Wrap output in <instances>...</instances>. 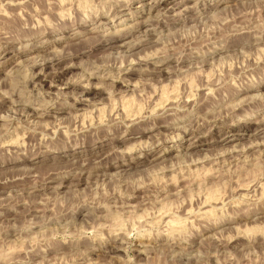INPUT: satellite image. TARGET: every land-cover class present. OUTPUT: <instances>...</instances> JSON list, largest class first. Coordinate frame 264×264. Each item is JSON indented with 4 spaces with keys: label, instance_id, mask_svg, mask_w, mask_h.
<instances>
[{
    "label": "rangeland",
    "instance_id": "obj_1",
    "mask_svg": "<svg viewBox=\"0 0 264 264\" xmlns=\"http://www.w3.org/2000/svg\"><path fill=\"white\" fill-rule=\"evenodd\" d=\"M263 39L264 0H0V264H264Z\"/></svg>",
    "mask_w": 264,
    "mask_h": 264
},
{
    "label": "bare ground",
    "instance_id": "obj_2",
    "mask_svg": "<svg viewBox=\"0 0 264 264\" xmlns=\"http://www.w3.org/2000/svg\"><path fill=\"white\" fill-rule=\"evenodd\" d=\"M123 3H124V2H123ZM124 4H125V3H124ZM242 14H244V13H242ZM249 28H250V26H249ZM244 29H245V28H244ZM131 30H132V29H131ZM253 30H254V29H253ZM262 30H263V29H262ZM125 31H126V30H125ZM129 31H130V30H129ZM129 31H128V32H129ZM133 31H134V30H133ZM247 32H248V31H247ZM239 33H240V32H239ZM252 33H253V32H252ZM115 34H116V33H115ZM119 34H120V33H119ZM119 34H118V35H119ZM124 34H125V33H124ZM111 35L113 36V34H111ZM121 35H122V34H121ZM105 36H106V35H105ZM126 36H127V35H126ZM255 36H256V33L252 34V35H251V38H252V37H255ZM121 38H122V37H121ZM249 38H250V37H249ZM101 39H102V38H101ZM101 39H99L98 44H99V43H103V42L111 43L114 39H116V37H111V36H110L108 39H104V38H103L104 40H103V39L101 40ZM229 39H230V38H228V40L226 41V45H225V47L232 46V45H234L235 43L239 42V41H237V40H236V41H231V40H229ZM260 39H261V37H260ZM242 40H243V39H242ZM263 40H264V39H263ZM259 41H260V40H259ZM137 42L139 43V41H137ZM142 43H143V42H142ZM103 44H104V43H103ZM103 44H102V45H103ZM139 44H140V43H139ZM113 46H114V45H111L110 47H113ZM225 47H223V48H225ZM108 48H109V47H108ZM260 59H262V58H260ZM163 60H164V59H163ZM48 61H49V60H48ZM143 61H144V60H143ZM143 61H142V62H143ZM137 62H141V61L138 60ZM137 62H136V63H137ZM149 62H150V61H149ZM262 62H263V61H262ZM37 63H38V62H37ZM145 63H146V62H145ZM44 64H45V63H44ZM143 64H144V63H143ZM141 65H142V63H141ZM139 66H140V64H139ZM142 66H143V65H142ZM43 67H45V65H44ZM257 67H258V66H257ZM153 69H154V68H153ZM41 70H42V69H41ZM122 70H123V69H122ZM137 70H139V69H137L135 66H133V68L131 69L130 72H135V71H137ZM141 70H142V69H141ZM144 70H145V69H144ZM146 70H147V69H146ZM156 70H157V69H156ZM156 70H154V71H156ZM242 70H243V69H242ZM254 70H255V69H254ZM147 71H148V70H147ZM149 71H150V69H149ZM152 71H153V70H152ZM254 72H255V71H254ZM143 73H144V72H143ZM126 74H128V73H126ZM126 74H125V75H126ZM34 77H35V76H34ZM115 77H117V76H115ZM123 77H124V76H123ZM123 77L120 78V80L125 81V78H127V77H124V78H123ZM247 78H248V77H247ZM30 79H34V78L32 77V78H30ZM116 79H117V78H116ZM243 79H244V78H243ZM263 79H264V78H263ZM263 79H262L260 82H254V83L248 84L247 87H248V88H251V87L254 88V87H258V86H261V87H262V86L264 85V81H263ZM117 80H118V79H117ZM239 80H240V79H239ZM30 81H32V80H30ZM89 81H90V80H89ZM233 81H234V80H233ZM258 81H259V80H258ZM88 83H89V82H88ZM247 83H249V82H247ZM247 83H246V84H247ZM90 86H93V85H90ZM90 86H89V87H90ZM233 86H234V85H233ZM235 86H236V85H235ZM244 86H245V85H244ZM242 87H243V86H242ZM86 88H87V87H86ZM210 88L212 89V87H210ZM210 88H209V89H210ZM240 88H241V87H240ZM89 89H90V88H89ZM195 89H196V88H195ZM197 89H198V88H197ZM84 91H85V90H84ZM191 91H192V90H191ZM197 91H198V90H197ZM238 91L240 92V90H238ZM241 91H242V89H241ZM236 92H237V91H236ZM169 93H170V92H169ZM233 93H234V92H233ZM166 95H167V94H166ZM211 95H212V94H211ZM159 96H160V95H159ZM191 96H193V93H192V95L190 94V96H188V95L186 96V95H185L183 98H182V97H181V98H180V97H179V98H178V97H175V98H176V101H175V102H177V100L179 101V103L177 104L178 106L175 105L176 107H175V106H173V107H168V109H166V110L168 111L169 108H176V109H177V108H179V107H183V106H188V105H189V108L187 109V112H185V113H188V111H189V109H190L191 107L196 106V104H195V99L189 101V98H190ZM230 96H231V94H230ZM164 97H166V96H161V97H160L161 100L158 101V103L156 104V107H157L158 105L160 106V108L157 110L156 113H154V111H155V110H154V109H155V106L153 107L154 109L152 108L153 111H150L151 109L148 110V113H149V114L152 113V115H156V116H157V117L154 118V120L164 118L165 116L162 117V116H160V114H161L162 112H165V111H166L165 108H166L167 106H169L170 104H173V103L175 104V102H174V98H171L170 96H169V97L167 96L166 98H164ZM227 97H228V96H227ZM230 98H231V97H230ZM162 99H163V100H162ZM168 101H169V103H168ZM166 102H167L168 104H165ZM126 104H127V103H126ZM181 104H182V106H180ZM197 104H199L198 101H197ZM123 106H125V108H129L127 105H123ZM130 106H131V105H130ZM170 106H171V105H170ZM239 107H240V106H239ZM131 108H132V107H131ZM131 108H130V110H129V109H126V112H127V113H126L125 116H128V117H129L128 120H129L130 122H132L133 124H135V121H136L138 118H140V116H144V115H143L144 113L141 114L142 110H141V111L139 110V111H137V112H134V113L130 114L129 111H131ZM236 108H237V107H236ZM236 108H235V109H236ZM241 108H242V107H241ZM113 109H114V108H113ZM113 109H112V110H113ZM232 109H233V108H232ZM124 110H125V109H124ZM133 110H134V109H133ZM164 110H165V111H164ZM238 110H239V108H238ZM243 110H244V109H243ZM160 111H161V112H160ZM167 111H166V112H167ZM114 112H115V113H114L113 115H116V111H114ZM236 112L238 113L237 109L235 110L234 114H235ZM239 112H240V111H239ZM241 112H242V111H241ZM241 112H240V113H241ZM249 112H250V111H249ZM103 113H104V112H103ZM128 113H129V114H128ZM177 113H178V112H177ZM240 113H238V114H240ZM32 114H33V113H32ZM34 114L37 115L38 112H35ZM179 114H180V113H179ZM108 115H109V114H108ZM113 115H112V116H113ZM118 115H120V117H118ZM170 115H171V116H172V115H176V112H175V113L168 114V115H166V116H170ZM177 115H178V114H177ZM134 116H135V118H132V117H134ZM145 116H146V115H145ZM185 116H186V115H185ZM238 116H239V115H238ZM103 117H104V116H103ZM175 117H176V116H175ZM179 117H180V116H179ZM181 117L183 118V116H181ZM110 118H111V117H110ZM114 118H116V119H117V118H122L121 113L118 112V110H117V117L114 116ZM114 118H113L112 120H114ZM144 118H145V117H144ZM173 118H174V117H173ZM106 119H107V118H106ZM106 119H105V121H106ZM108 119H109V118H108ZM147 119H148V118H147ZM125 120H126V119H125ZM143 120H145V119H141V118H140V121H141V122H143ZM154 120H152V121H154ZM102 121H104V120H102ZM102 121H101V122H102ZM108 121H111V119H109ZM133 121H134V122H133ZM140 121H138V123H139ZM112 122H113V121H112ZM120 122H123V121L120 120ZM239 122H240V121H239ZM107 123H108V122H107ZM248 123H249V122H248ZM256 123H257V122H256ZM258 123H259V122H258ZM260 123H261V122H260ZM108 124L111 125L110 123H108ZM113 124H114V123H113ZM133 124H132V125H133ZM154 124H156V123H154ZM154 124H152V126H149L148 129H153L152 127H153ZM157 124H158V123H157ZM262 124H263V126H264V122H263ZM116 125H117V124H116ZM121 125H122V124H121ZM123 125H124V124H123ZM150 125H151V124H150ZM168 125H169V124H168ZM85 126H86V125H85ZM90 126H91V125H90ZM124 126H129V125H124ZM137 126H138V125H135L134 128H136ZM147 126H148V123H147ZM159 126H160V125H159ZM83 127H84V126H83ZM94 127H95V126H94ZM102 127H103V126H102ZM116 127H117V126H116ZM120 127H121V126H120ZM120 127H119V128H120ZM138 127H140V126H138ZM155 127H156V126H155ZM227 127H228V126H227ZM95 128H96V127H95ZM106 128H108V127H106ZM134 128H132V130H131V132L129 133V135H132V134L135 133L134 130H133ZM166 128H167V127H166ZM168 128H169V127H168ZM261 128H262V127H261ZM83 129H84V128H83ZM96 129H97L98 131L101 130V129H98V128H96ZM109 129H110V128H109ZM116 129H117V128H116ZM136 129H137V128H136ZM186 129H187V128H186ZM263 129H264V128H263ZM54 130H55V129H54ZM103 130H107V129H103ZM103 130H101V131H103ZM111 130H112V129H111ZM125 130L128 131L129 128H128V129H125ZM142 130H143V129H142ZM181 130H182V129H181ZM230 130H232V129H230ZM230 130L227 131V132H225V134H228V137H225V138H224V140H223V141L225 142L224 145H226L227 143L232 142V141H234V140H236V139H238V138L241 137V136L239 135V134H242L241 132L234 133V134H233V133L230 134ZM237 130H238V129H237ZM135 131H136V130H135ZM186 131H187V130H186ZM188 131H190V129H188ZM220 131H221V130H220ZM220 131H219V133H220ZM240 131H241V130H240ZM95 132H96V130H95ZM231 132H232V131H231ZM93 133H94V132H93ZM101 133H102V132H101ZM188 133H189V132H188ZM99 134H100V133H99ZM106 134H107V133H106ZM169 134H170V133H169ZM85 135H86V134H85ZM95 135H96V133H95ZM129 135H128V136H129ZM141 135H142V134H141ZM33 136H34V135H33ZM83 136H84V135H83ZM135 136H136V135H135ZM175 136L177 137L178 134L175 133ZM239 136H240V137H239ZM96 137H97V135H96ZM130 137H131V136H129L128 138L125 137V138H126L125 141L131 140ZM32 139H33V138H32ZM73 139H74V138H73ZM106 139H107V138H106ZM108 139H109V138H108ZM75 140H76V139H75ZM82 140H83V139H82ZM101 140H102V139H101ZM104 140H105V139H104ZM110 140H111V139H110ZM174 140H175V139H174V136H173L172 139H171V138H166L165 142H168V141H174ZM17 141H18V140H17ZM97 141H98V140H97ZM72 142H74V141H73V140H72V141H71V140L69 141V143H72ZM77 142H78V141L76 140V143H77ZM159 142H160V141H159ZM161 142H163V140H162ZM67 143H68V142H67ZM79 143H81V142H79ZM84 143H85V141H84ZM94 143H96V142H94ZM17 144H18V143H17ZM162 144H163V143H162ZM95 145H96V144H95ZM106 145H108V144H107V143H104V144H102V145L100 144V146H96L95 150L100 149L101 147L106 146ZM11 146H12V145H11ZM91 146H92V145H91ZM231 146H232V145H231ZM231 146H230V147H231ZM15 147H17V145H16V146L14 145V148H15ZM67 147L70 148V144H69ZM80 147H82V146H80ZM17 148H18V147H17ZM22 148H23V147H22ZM76 148H79V147H76ZM128 148H129V147H128ZM130 148H131V147H130ZM232 148H233V146H232ZM18 149H19V148H18ZM21 150H22V149H21ZM85 150H86V149H85ZM85 150L77 151L76 154L83 153V152H85ZM88 150H89V149H88ZM92 150H94V149H92ZM130 150H131V149H130ZM133 150H134V149H133ZM126 151H129V150H126ZM126 151H125V152H126ZM27 152H28V151H27ZM128 153H130V151H129ZM102 155H103V154H102ZM119 155H120V154H119ZM125 155H126V154H125ZM164 155H165V153H164ZM164 155H163V156H164ZM234 155H237V154H234ZM120 156H121V155H120ZM246 156H247V155H246ZM246 156H245V157H246ZM96 157H97V156H96ZM124 157H125V156H124ZM126 157H127V156H126ZM154 157H155V156H154ZM36 158H37V157H36ZM114 158H115V157H114ZM116 158H117V157H116ZM116 158H115V159H116ZM87 160H88V159H87ZM122 160H123V158H122ZM125 161H126V160H125ZM183 161H184V160H183ZM114 162H115V161H114ZM118 162H119V166H123V165H121V161H118ZM129 162H130V161H129ZM107 163H108V162H107ZM116 163H117V162H116ZM113 164H114V163H113ZM125 164H126V163H125ZM134 164H135V163H132V164H131V163H128L127 166H132V165H134ZM111 167H115V166H114V165H111ZM107 168H108V167H107ZM163 168H164V167H163ZM125 170H126V169H125ZM250 172H251V171H250ZM252 173H253V172H252ZM222 176H223V175H222ZM79 177H80V176H79ZM199 177H200V176H199ZM247 177H248V176H247ZM237 178H238V177H237ZM196 179H197V178H196ZM202 179H203V178H200V179L198 178V181H197V182L200 183V182L202 181ZM207 179H208V178H207ZM231 179H232V178H231ZM233 179H235V176H234ZM238 179L240 180V178H238ZM241 179H242V177H241ZM199 180H201V181H199ZM205 180H206V179H205ZM239 180L236 179V183H237V184H239V183H238V182H240ZM244 180H245V179H244ZM258 180H259V179H258ZM229 181H230V180H229ZM237 181H238V182H237ZM241 181H243V180H241ZM245 181H247V179H246ZM208 182H209V180H208ZM257 182H258V181H257ZM40 183H41V182H40ZM252 183H253V182H252ZM254 183H255V181H254ZM176 184H177V183H176ZM189 184H190V183H189ZM232 184H233V183H232ZM240 184H241V183H240ZM256 184H258V183H256ZM259 184H260V183H259ZM235 185H236V184H235ZM247 185H248V184H247ZM251 185H253V184H251ZM189 186H190V185H189ZM228 186H230V185H228ZM243 186H244V185H243ZM249 186H250V185H249ZM183 187H184V186H183ZM237 187H240V186L238 185ZM237 187L235 186V188H237ZM241 187H242V186H241ZM250 187H251V186H250ZM189 188H190V187H189ZM235 188H234V189H235ZM192 189H193V188H192ZM212 189H213V188H212ZM242 189H244V188H242ZM246 189H248V188H246ZM231 190H232V189H231ZM250 190H251V189H250ZM189 191H190V190H189ZM191 191H192V190H191ZM209 191H210V190H209ZM215 192H216V191H215ZM234 192H235V191H234ZM222 193H223V192H222ZM211 194H212V193L210 192V193L208 194V196H207L208 198H207L206 196H205V197H206L207 199H211L210 196H212V197L214 198L213 201H215V199H216L215 197H218V196H215V194H214V196H213V194H212V195H211ZM217 194H218V193H216V195H217ZM206 195H207V194H206ZM209 195H210V196H209ZM232 195H233V194H232ZM202 196H203V195H202ZM221 196H223V195H221ZM164 197H165V196H164ZM225 197H226V196H225ZM229 197H230V196H229ZM199 198H200V197H199ZM226 198H227V197H226ZM202 200H203V199H202ZM205 200H206V199H205ZM205 200H204V202L202 201V202L205 203V204L207 203V201H208V202L211 201V200H206V202H205ZM218 200H220V199H218ZM218 200H216V201H218ZM222 200H223V199H222ZM224 200H225V199H224ZM227 200H228V198H227ZM213 201H211V202H213ZM216 201H215V203H212V204H213V205L216 204ZM232 201H233V200H232ZM196 202H197V201H196ZM202 202H201V205H202ZM208 204L210 205V203H207V204H206V207H207ZM201 205H199L200 208H201ZM209 205H208V207H209V209H210L211 207H210ZM197 206H198V205H197ZM208 207H207V210L204 209L205 211L202 212V213H204V215H200V214H199L201 217H202V216H205V214H207L208 212L210 213V211L212 212V210L209 211ZM212 207L215 208V206H212ZM97 208H98V207H97ZM203 208H204V207H203ZM196 209H197V207H196ZM196 209H195V210H196ZM211 209H212V208H211ZM166 210H167V209H166ZM189 210H190V209H189ZM199 210H200V209H199ZM237 212H238V211H237ZM235 214H236V213H235ZM195 215H197V213H196ZM200 216H197V219H198V217H200ZM173 218H174V217H173ZM171 219H172V218H171ZM198 220H199V219H198ZM205 220H206V218H205ZM208 220H209V219H208ZM180 223H181V222H180ZM150 225H151V224H149V226H150ZM207 227H208V226H207ZM251 229H252V228H251ZM251 229H250V230H251ZM252 231H253V230H252ZM249 232H250V231H249ZM251 233H252V232H251ZM249 235H250V234H249ZM117 236H118V235H117Z\"/></svg>",
    "mask_w": 264,
    "mask_h": 264
}]
</instances>
